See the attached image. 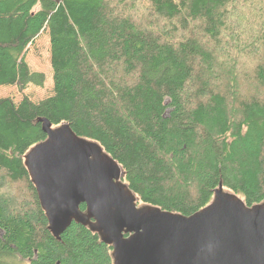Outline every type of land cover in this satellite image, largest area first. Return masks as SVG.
Wrapping results in <instances>:
<instances>
[{"label":"trees","instance_id":"1","mask_svg":"<svg viewBox=\"0 0 264 264\" xmlns=\"http://www.w3.org/2000/svg\"><path fill=\"white\" fill-rule=\"evenodd\" d=\"M44 31L52 94L0 98V264H115L85 203L93 226L49 227L26 162L45 121L96 144L136 206L264 204V0H0V86L43 84L25 55Z\"/></svg>","mask_w":264,"mask_h":264},{"label":"water","instance_id":"2","mask_svg":"<svg viewBox=\"0 0 264 264\" xmlns=\"http://www.w3.org/2000/svg\"><path fill=\"white\" fill-rule=\"evenodd\" d=\"M44 130L48 139L30 155L31 163L26 162L54 234L72 218L86 221L87 217L79 216L83 202L95 228L113 245L115 264V243L131 237L133 246L127 248L122 242L124 264H264V205L247 209L225 194L218 203L189 217L150 206L138 208L130 191L104 181L117 166L109 157L93 154L87 142L69 133L65 125L51 129L45 121ZM70 138L84 155L73 154ZM97 158L101 165L94 163ZM108 184L126 198L111 192L109 200L99 201L98 187ZM232 198L234 204L229 203ZM148 209L163 215L150 217ZM122 231L130 235L124 237Z\"/></svg>","mask_w":264,"mask_h":264},{"label":"rangeland","instance_id":"3","mask_svg":"<svg viewBox=\"0 0 264 264\" xmlns=\"http://www.w3.org/2000/svg\"><path fill=\"white\" fill-rule=\"evenodd\" d=\"M25 60L31 71H38L44 74L43 84L41 86L34 85V84H28L22 91H20L16 85H3V86H0V98L9 96L15 102H18L22 98V96L26 95L29 98H31L33 101H39L52 94V91H53L52 90V77H51L52 69L50 65V44H49V37H48L47 31L40 33L39 36L33 41V43L28 46V49L25 55ZM239 60L240 62H243V63H245L246 61L245 57L243 56H241ZM254 87H256V85H254ZM84 142L85 143L87 142L86 144L88 146L87 145L86 146L90 148V151H92L93 154L101 153L99 152L100 149L96 144L92 142H88V141H84ZM38 146H42V144H39V145L37 144L28 152L26 156V160L28 163H31L30 155H32L33 152H35ZM120 174H121L120 168L117 166H113L111 170V174L104 176L105 178L104 181L109 179L111 183L113 182V184H118V187L120 188L121 191L126 192L123 184L118 182ZM225 194L227 196H231L229 192L224 191V190L223 191L221 190L220 192H215L211 205L214 203L215 204L218 203L221 198L220 196L225 195ZM233 197H235L238 204L241 205V200L237 198L236 196H233ZM111 199L113 200L115 198H111ZM137 206L139 208L143 207L141 203H139ZM251 210L253 209L251 208ZM79 216L82 218L86 217L85 214H79ZM86 222H88V224H91V225L93 224L92 222H89V221H86ZM123 232L124 231L121 232L122 235H123ZM128 233L130 235V232ZM1 235H2V231L0 230V236Z\"/></svg>","mask_w":264,"mask_h":264},{"label":"bare ground","instance_id":"4","mask_svg":"<svg viewBox=\"0 0 264 264\" xmlns=\"http://www.w3.org/2000/svg\"><path fill=\"white\" fill-rule=\"evenodd\" d=\"M71 140H70V142L74 145V148L75 149H73V154H81V155H84V152H83V148H81L80 146H77L76 145V147H75V143L74 142H72V141H75V140H73L72 138H70ZM94 163L95 164H97V165H101V163H103L102 162V160L101 159H98L97 158V160H95L94 161ZM109 185V186H108ZM108 185H106V187H104V186H101V187H98V199H99V201H102V200H109L110 199V193L111 192H114V194L115 195H118L119 197H121L122 199H124V198H126V196L123 194V193H119L118 191H117V189L115 188V186H113V185H110V184H108ZM230 202V204H234V199L232 198V199H230L229 200ZM148 215L151 217H153V218H155V217H161L163 214L162 213H157L156 211H154V210H152V209H148ZM255 212H257V210L255 211ZM168 215H165L164 217H167ZM125 245H126V247L128 248V247H131V246H133V243L135 242V239H133V237H131V238H128V239H126V240H123L122 241ZM121 241H119V242H116L115 243V247H116V250H117V253H118V264H124V252H123V248H121V246L123 245V243H122Z\"/></svg>","mask_w":264,"mask_h":264}]
</instances>
